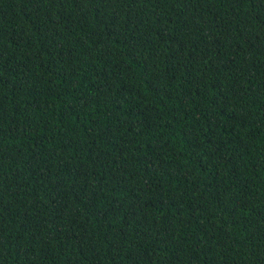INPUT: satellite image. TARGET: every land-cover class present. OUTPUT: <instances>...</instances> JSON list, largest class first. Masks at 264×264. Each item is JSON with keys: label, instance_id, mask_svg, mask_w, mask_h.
<instances>
[{"label": "trees", "instance_id": "1", "mask_svg": "<svg viewBox=\"0 0 264 264\" xmlns=\"http://www.w3.org/2000/svg\"><path fill=\"white\" fill-rule=\"evenodd\" d=\"M0 264H264V0H0Z\"/></svg>", "mask_w": 264, "mask_h": 264}]
</instances>
